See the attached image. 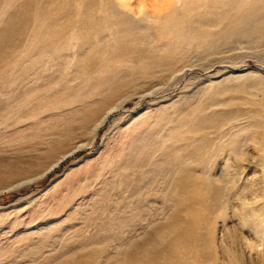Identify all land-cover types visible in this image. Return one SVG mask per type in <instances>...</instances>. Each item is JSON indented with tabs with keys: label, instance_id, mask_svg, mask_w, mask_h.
<instances>
[{
	"label": "rangeland",
	"instance_id": "rangeland-1",
	"mask_svg": "<svg viewBox=\"0 0 264 264\" xmlns=\"http://www.w3.org/2000/svg\"><path fill=\"white\" fill-rule=\"evenodd\" d=\"M155 239L264 264V0H0V264Z\"/></svg>",
	"mask_w": 264,
	"mask_h": 264
},
{
	"label": "bare ground",
	"instance_id": "bare-ground-1",
	"mask_svg": "<svg viewBox=\"0 0 264 264\" xmlns=\"http://www.w3.org/2000/svg\"><path fill=\"white\" fill-rule=\"evenodd\" d=\"M149 95H151V94H149ZM159 244H160L159 239L158 240L155 239L152 241L143 240L142 242H140L139 244H137L133 247L134 249L136 247L137 250H139V252H137V254H135V252L137 251L136 249H135V251L131 252L133 250V248H131V247L128 248L126 251L122 252V257L124 260L120 264H149V262L153 258H156L159 255L158 254ZM159 248H160V246H159ZM142 252H143V255L141 254ZM137 255H140V256L137 257ZM114 261H116V264L119 263L118 260H114ZM78 263H80L78 260L70 258L69 261L66 262L65 264H78Z\"/></svg>",
	"mask_w": 264,
	"mask_h": 264
}]
</instances>
